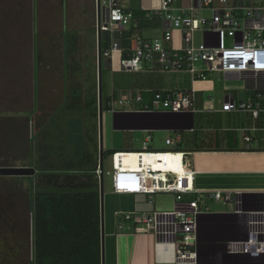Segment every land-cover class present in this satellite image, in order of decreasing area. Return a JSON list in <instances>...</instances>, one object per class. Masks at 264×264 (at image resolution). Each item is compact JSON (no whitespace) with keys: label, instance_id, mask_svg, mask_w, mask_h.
<instances>
[{"label":"crops","instance_id":"1","mask_svg":"<svg viewBox=\"0 0 264 264\" xmlns=\"http://www.w3.org/2000/svg\"><path fill=\"white\" fill-rule=\"evenodd\" d=\"M177 33L181 36L179 31ZM145 37L149 38V36ZM182 37L183 34L181 39ZM182 42L180 43L179 37L166 45L181 48ZM35 46H33L34 49ZM37 55L39 57V54ZM112 63L111 57L109 60L104 59L103 69L107 71V75L102 74V94L103 92L105 94V90L110 93L111 84L114 86ZM21 64L23 66L26 63L21 61ZM25 68H28L30 73L25 78H27L26 82L32 84L30 90L34 98L33 107L30 109L18 107L15 114L18 112L23 116L10 117V119L6 115L12 109L6 110L0 107V170H2L0 174V212L7 204H12L16 208V212L13 211L7 216L8 218L4 219L7 225L15 228L14 238L16 239L10 242L13 252L8 253L6 258L0 255V264H34V196L36 191L32 192L31 188L35 187L45 174V183L42 184L45 187L51 185L47 175L54 174V177H62L76 174L73 166L80 160V156L75 154L74 150L67 149L63 142L64 136L59 138L58 143L44 144L43 142L48 127L55 124L53 111L61 109L60 105L63 106L64 103L67 106H73L74 102L80 100L79 95L77 98L75 95L73 97L67 88L68 80L66 84V80L62 79V89L59 91L56 89V94L50 93L48 102L50 105L46 106L41 99V92L47 89V82L44 84L45 69L42 68L41 57L34 58L32 65L26 64ZM126 73L136 77L134 87L130 88L132 91L128 93L134 96L140 94L143 105L148 106L157 91L193 90L196 95L194 108L196 112L188 115H147L129 113L126 109L119 112L110 110L113 114L114 132L122 134L121 136H125L131 143L127 151L112 152L113 170L116 167H139L144 159L150 162L157 171L173 174L194 173L195 187L201 192L219 191L242 194L245 200L244 210L249 213L264 209V111L258 118H254L250 113L223 110L224 102L229 96H232L235 102L253 97L254 93L245 81L235 77H225L223 74L220 78L217 73L207 81H193L188 74L164 73L158 65L148 64L141 72ZM222 79L243 82L238 98L233 91L222 89ZM59 92H65L66 98H63L62 102L59 101ZM109 96L114 98V93ZM91 99L87 97V107H83L85 109L84 120L89 126L85 143L86 148L88 147L89 166L85 172L96 173L100 167L101 141L104 150L103 112L100 134V126L98 129L97 122L95 124L94 111L88 107ZM209 110L211 112H208ZM178 136L181 142L177 152L163 155L162 152L172 150V148L161 151L147 149L158 147L155 138H159L161 144L165 140L166 144V140L176 139ZM246 138H251V141L247 142ZM145 144L146 148H144ZM117 147L120 148L119 145ZM143 151H148L149 154L145 157L141 156L140 153ZM29 169L34 173L25 171ZM101 170L104 178V158ZM108 173L111 172H107L106 175ZM77 174H84V171ZM112 195L116 198L120 197L117 199L120 202L126 199L131 208L123 209L118 201L117 207L108 206L104 192V264H176L174 245L164 246L163 243L155 242L150 233H147L149 236L144 234L146 232L118 234L114 231V223L118 224V231L129 232L134 229L133 222L126 221L124 218L127 213L165 211L154 209L157 207L158 197H154L150 203L146 196L116 195L113 192ZM197 196L186 195L184 199L193 200ZM212 204L209 201L208 206L211 213L202 216L198 241L192 245L191 249L199 253L204 264H264V255L260 257L238 256L237 261L230 263L232 256L228 252L232 248V242L241 237L239 234L235 235L234 229L245 223L249 216L237 214L239 207L235 202H223L230 209L224 207L213 209L215 204ZM174 206L173 200V208ZM250 217L252 218V215ZM109 245L112 246L111 252Z\"/></svg>","mask_w":264,"mask_h":264},{"label":"built area","instance_id":"2","mask_svg":"<svg viewBox=\"0 0 264 264\" xmlns=\"http://www.w3.org/2000/svg\"><path fill=\"white\" fill-rule=\"evenodd\" d=\"M132 0H105L100 5V29L108 38V48L103 56L109 60L113 53L125 52L123 33L133 24ZM264 0H158L147 18L159 22L164 31L160 39L138 37L135 46L126 50L127 56L121 58L122 69L126 72H141L145 65H158L164 73H184L191 79L207 81L213 74L250 82L253 97L235 102L232 96L224 102L226 112H246L258 118L264 111ZM210 11L211 17L202 16ZM182 32V47L166 44L174 40L173 32ZM203 33L202 44L196 46L193 34ZM232 41L228 47L226 40ZM200 64V65H199ZM199 65V67H198ZM196 95L193 90L157 91L153 95L152 107L133 110L141 105L140 94L124 96L117 103L109 102L113 112L116 104L129 113H171L176 115L194 114ZM208 112H211L209 110ZM247 142L251 138H246ZM180 137L166 140L175 147ZM146 145V144H145ZM149 153H140L147 156ZM165 155L166 153H162ZM97 176H101L98 167ZM111 177L112 192L116 195H137L148 197L150 203L155 196H172L175 206L171 211L132 212L124 218L132 221L138 232H150L163 244L176 248V264H204L199 253L191 247L198 241V231L203 215L211 213L209 201L235 202L239 207L237 214L249 218L234 229L241 235L232 242L230 262L238 256L260 257L264 255V209L248 212L244 210L242 194L223 192H201L195 187L194 173H170L157 171L144 159L139 167H116ZM186 195H198L197 199L185 200ZM252 215V218L250 217ZM239 228V229H238Z\"/></svg>","mask_w":264,"mask_h":264},{"label":"rangeland","instance_id":"3","mask_svg":"<svg viewBox=\"0 0 264 264\" xmlns=\"http://www.w3.org/2000/svg\"><path fill=\"white\" fill-rule=\"evenodd\" d=\"M103 1L105 0H100L102 6ZM257 4L264 5L261 2H257ZM157 6L158 0H132L128 5L131 8L130 11L134 21L138 19L147 20V14ZM140 9L144 12H141V15ZM202 16L210 18L211 12L205 10L202 12ZM97 19V0H0V107L2 106L6 110L12 109L6 115L9 119L10 117L23 116L22 114H18V112L15 114L18 107L25 109L33 107L34 98L30 90L32 84L30 85L29 82H26L27 78H25L30 73L29 69L25 68V65H32L34 58L41 57L42 68L45 69L43 77L45 78L44 84L47 82V89L45 88L43 93L41 92V99L44 105H50L48 102L51 92L56 94V89L57 91L62 89V79L66 80V84L68 80L69 85L67 88L73 94V97L75 95V98H77L79 95L80 100L74 102L75 104L73 106H67L64 103L63 106L60 105L61 109L58 108L59 111L58 109H56L57 111H53L54 119H56L55 124L53 126L51 125L52 127H48V131L43 137V142L44 144L58 143L59 138L64 136L63 142L67 149L71 148L72 151H75V154L80 156V160L73 166L75 167V173L84 171V174H87L90 172L89 170V172H85L88 169L87 166H89L88 147L86 148L85 144L89 126L84 120L85 109H83V107H87V97L97 98L98 104L95 124L97 122L98 129L100 126ZM163 31L164 29L161 24H155L147 29L138 30L137 32L133 31L132 25L128 26L127 31L123 33V47H134L138 37L142 36H149L151 39L154 37L160 39ZM177 32V30L173 32L174 39L180 37L181 43L182 32H179L181 36ZM107 38L106 35L105 37L103 36L104 43L105 41L108 43ZM193 40L196 46L201 45L203 33H194ZM226 43L228 47L232 46L230 39H227ZM33 46L36 48L34 49ZM36 54H39V57ZM121 58V52L113 53L111 56L113 62L111 71L114 76V86L111 84L110 93L107 90H105V94L103 92L104 105L108 100H113L117 103L124 96H130L128 91L131 92L132 87H134L136 77L135 75L126 73L122 69ZM21 61L26 64L22 66ZM104 74L107 75V71L104 70ZM217 76L221 78L222 75L221 73H217ZM221 84L222 89L233 91L236 97H239V92L243 86L242 81L222 79ZM64 86L66 87L65 84ZM104 89L106 88L104 87ZM112 93H114V98L113 96H109ZM59 98V101L62 102L63 98H66L65 92H59ZM149 105L151 106L152 102ZM144 106L143 104L138 106L134 105L132 109L141 110ZM105 107L102 110L105 152V176L102 181L105 201L108 206L112 205L114 207H117L118 201L123 209L129 210L131 206L126 199L120 202L117 200L120 197L116 198V196L112 195L111 177L107 176L106 173L113 172L112 152L116 150L127 151L130 149L129 146L131 143L125 136L122 137V134L114 132L113 114L110 110H107V107L105 109ZM124 109L123 106H119L118 104L115 106L116 111H124ZM138 140L140 141L141 139ZM155 143L158 147L147 149L160 151L171 149L165 144V140L161 144L159 138H155ZM118 145L120 148L117 147ZM136 150L139 151L140 149ZM1 172L2 170H0V174ZM45 176L41 181L37 182L36 186L34 185L35 187L31 188L32 192L46 190L45 186L42 185L45 183ZM59 179L63 182L65 178L62 176ZM100 179L101 176H98L99 187L101 186ZM161 196L164 197L158 196L156 199L157 207L154 209L157 208L158 210L165 211L173 210V197L167 195ZM197 197L195 198L197 199ZM212 203L215 204L213 209H217L216 207L229 208L227 205L229 203L223 204V202L216 203L215 201H210V204ZM13 211L16 212V208L12 204H7L4 210L2 209L0 212V235L5 230L4 227L7 226L6 224H8L5 223L6 220L4 219L8 218L7 216L9 214L11 215ZM114 231L118 234H134L137 230L134 228L129 232L118 231V224L114 223ZM147 233L150 232L144 234L149 236ZM150 235L154 237L156 242L157 237L152 233ZM6 237L9 238L8 230H6ZM167 245L169 244H164V246ZM170 246L172 245L170 244ZM111 249L112 246L109 245L110 252ZM124 255L126 254L124 253Z\"/></svg>","mask_w":264,"mask_h":264},{"label":"trees","instance_id":"4","mask_svg":"<svg viewBox=\"0 0 264 264\" xmlns=\"http://www.w3.org/2000/svg\"><path fill=\"white\" fill-rule=\"evenodd\" d=\"M141 12L143 10L140 15ZM155 24L160 25L149 18L138 19L132 29L137 32ZM103 36L104 62L103 53L108 43H104ZM124 48L129 50L131 46ZM126 50L122 58L127 56ZM247 86L252 84L247 82ZM102 101V110L104 106L111 110V100L105 105L104 99ZM97 104L96 97L88 103L95 111V118ZM60 177L49 176L51 185L46 186V190L36 191L34 196V264H102L101 198L96 173L64 175L66 182H61Z\"/></svg>","mask_w":264,"mask_h":264},{"label":"water","instance_id":"5","mask_svg":"<svg viewBox=\"0 0 264 264\" xmlns=\"http://www.w3.org/2000/svg\"><path fill=\"white\" fill-rule=\"evenodd\" d=\"M98 1V25L100 24V0ZM97 40H98V66H99V113H100V134L102 131V69H103V62H102V50H101V42H102V33L100 29L97 30ZM138 114V113H134ZM141 114H147V113H141ZM159 114H168V115H174L171 113H156V114H147V115H159ZM101 136V135H100ZM103 158H104V150L102 146V141L100 143V168L103 167ZM28 173H34L32 170H25ZM101 186H100V198H101V218H102V264H104V188H103V177L101 176ZM231 263V262H230Z\"/></svg>","mask_w":264,"mask_h":264},{"label":"flooded vegetation","instance_id":"6","mask_svg":"<svg viewBox=\"0 0 264 264\" xmlns=\"http://www.w3.org/2000/svg\"><path fill=\"white\" fill-rule=\"evenodd\" d=\"M7 226H6L7 229H6V227H4L5 230L0 235V255L3 258H6L8 253L13 252V246H11L10 242H12V241H14V239H16V238H14L15 237V235H14L15 228L10 227V225H7ZM6 230L9 231V238L6 237Z\"/></svg>","mask_w":264,"mask_h":264},{"label":"clouds","instance_id":"7","mask_svg":"<svg viewBox=\"0 0 264 264\" xmlns=\"http://www.w3.org/2000/svg\"><path fill=\"white\" fill-rule=\"evenodd\" d=\"M101 5V4H100ZM103 62V61H102ZM98 80H99V66H98ZM99 83V82H98ZM103 95V94H102ZM103 97V96H102ZM101 107H102V103H101ZM111 111H112V109H111ZM185 115V114H184ZM186 115H188V114H186ZM178 137H180V136H178ZM170 139V138H169ZM172 139H174V138H172ZM179 144L180 143H178L175 147H173V146H169V145H167L168 147H170V148H172V150H169V151H166V152H162V153H166V154H172V153H174V152H177L178 151V146H179ZM144 148H146V145H145V147ZM146 152H148V151H143V153H146ZM149 153V152H148ZM100 168V167H99ZM100 170H101V168H100ZM101 174H102V170H101ZM101 176H103V174L101 175ZM134 196H137V195H134ZM141 196V195H140ZM158 197V196H157ZM134 226V225H133ZM135 228V227H134Z\"/></svg>","mask_w":264,"mask_h":264}]
</instances>
